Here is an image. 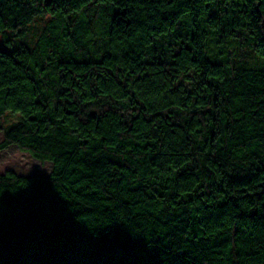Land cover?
Listing matches in <instances>:
<instances>
[{
	"label": "trees",
	"instance_id": "1",
	"mask_svg": "<svg viewBox=\"0 0 264 264\" xmlns=\"http://www.w3.org/2000/svg\"><path fill=\"white\" fill-rule=\"evenodd\" d=\"M0 133V264H264V0H0Z\"/></svg>",
	"mask_w": 264,
	"mask_h": 264
},
{
	"label": "rangeland",
	"instance_id": "2",
	"mask_svg": "<svg viewBox=\"0 0 264 264\" xmlns=\"http://www.w3.org/2000/svg\"><path fill=\"white\" fill-rule=\"evenodd\" d=\"M45 20L37 22L40 31L44 27ZM31 39H35L33 36ZM19 119V116L14 113L7 112L4 118L5 126ZM3 133H0V141ZM52 169V164L49 161L42 162L32 157L28 152L20 150L16 145H10L7 148L0 150V172L13 171L20 175L41 174L47 175Z\"/></svg>",
	"mask_w": 264,
	"mask_h": 264
}]
</instances>
